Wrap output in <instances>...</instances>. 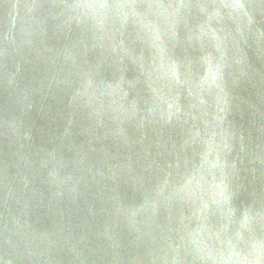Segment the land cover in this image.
Instances as JSON below:
<instances>
[{
	"label": "water",
	"instance_id": "water-1",
	"mask_svg": "<svg viewBox=\"0 0 264 264\" xmlns=\"http://www.w3.org/2000/svg\"><path fill=\"white\" fill-rule=\"evenodd\" d=\"M0 264H264V0H0Z\"/></svg>",
	"mask_w": 264,
	"mask_h": 264
}]
</instances>
